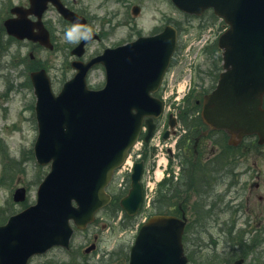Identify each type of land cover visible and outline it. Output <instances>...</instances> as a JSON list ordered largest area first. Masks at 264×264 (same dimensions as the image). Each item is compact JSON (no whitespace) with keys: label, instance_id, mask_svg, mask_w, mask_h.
<instances>
[{"label":"water","instance_id":"95a60500","mask_svg":"<svg viewBox=\"0 0 264 264\" xmlns=\"http://www.w3.org/2000/svg\"><path fill=\"white\" fill-rule=\"evenodd\" d=\"M171 1L190 15L201 16L213 8L230 26L218 40L224 71L215 90L205 96L204 122L211 130H225L232 137L257 134L264 144V0ZM60 10L77 22L75 15ZM139 11L135 7L134 16ZM6 25L10 35L37 40L27 26L13 21ZM38 40L48 44L46 38ZM92 40L85 39L75 53L82 56L85 44ZM177 40V30L167 26L154 36L106 49L89 62H75L77 73L57 95L44 70L32 74L38 125L34 153L39 165L51 164V171L39 186L36 204L0 226V264H28L31 257L52 247L69 248L73 225L86 229L110 203L107 188L139 139L145 118L148 141L155 128L153 118L163 111V102L154 94ZM97 64L105 68L106 84L92 90L87 77ZM143 168V163L136 164L129 194L121 200L131 216L143 201ZM25 199L26 189L16 190L14 200ZM186 225L185 214L150 217L131 248L130 264H187ZM243 263L240 259L233 264Z\"/></svg>","mask_w":264,"mask_h":264},{"label":"rangeland","instance_id":"374dc122","mask_svg":"<svg viewBox=\"0 0 264 264\" xmlns=\"http://www.w3.org/2000/svg\"><path fill=\"white\" fill-rule=\"evenodd\" d=\"M6 1L1 0V7L3 3L6 4ZM81 1L82 11L88 17L89 25L88 28H83L79 32L80 35L86 32V29H93L92 32L100 36L98 41L93 42L89 46L86 58H90L96 53H101L106 48H114L134 41L140 36L152 35L155 27L164 25L166 19L171 18L173 22L177 21V23L181 24L184 36L180 40V56L184 63L188 65L189 57L186 49L190 43L194 40H199L205 34L207 35L205 37L207 39L205 47L212 45L219 38L222 31V20L213 18L211 12L204 19L194 18L188 21L170 0ZM135 5L140 7V13L137 17L132 14V8ZM3 8H5V5ZM0 15H2V12ZM1 25L0 21V40L5 41L7 35ZM76 45L77 41L75 38L70 41L66 38V35L63 38L60 37V40L57 39L56 49L52 53H46L41 49H37L34 52L32 44H24L23 47L18 49L2 44L0 49V224H4L7 220L6 218H9L12 214H16L36 202L39 184L49 171V167L37 165L34 156V144L38 131L35 116L36 97L31 84L30 74L39 68L47 69L54 82V90L57 92L62 82L71 78L75 73L71 67V62L74 59L70 58V50ZM207 49L205 53L203 50L198 51L199 47L193 50L192 62H194L193 57H196L195 69L192 75L194 89L189 106H186L185 101L180 102L182 103L180 107L185 111L195 106L196 99L202 98L207 91H210L207 89H212L213 84L210 86V80L212 79L208 75L216 74L209 72L212 69L211 65L213 62L210 61L206 54ZM31 52H34L37 58L31 59ZM14 53L15 55L12 58ZM203 79H205V84L202 86L204 83ZM104 82V69L97 67L89 77V85L97 88L103 85ZM185 100H187V96ZM169 106H171L172 110L177 107L175 102H172ZM177 131L176 134L167 140L168 147L164 146L163 148L166 154H168L167 150L173 146V141L178 140L180 137L181 130L179 126ZM165 132V129H163L162 138ZM211 140L214 143V139L212 138ZM162 143L166 145L165 141H162ZM200 152H203V150H200ZM210 154L211 151L209 149L205 154V158ZM160 158L158 154L156 161ZM156 161L155 164H153L154 161H151L149 165L151 173L156 171ZM241 162L240 168L244 173L241 184L245 183L247 187L243 186L241 188V195L237 199L230 200L234 196L233 193L227 195L226 202L231 201V203H222V206L225 211L230 208L228 213L225 214L224 212L215 219L211 218L207 223L209 232L205 240L208 244L205 242L203 252L197 256V258H203V261L200 262L207 260L206 248L211 249L210 247L213 243L211 238L219 240L218 238L221 235L219 233L220 226L232 217L238 219L239 226H242V223L248 226L253 224L255 228L261 229L264 233V148L260 150H255L254 148L245 150ZM217 167L220 168L221 166ZM229 180L231 179L225 177L222 179L221 184ZM221 184H216L212 187L213 190L217 187L214 191H219V194H217L219 196L225 194L222 192L225 186L222 189L218 187ZM20 187L27 189V199L24 203H16L13 200L14 192ZM159 187L161 185H156L154 192L148 189L149 197L154 196ZM117 188L114 186L111 189V193ZM238 205H243L242 210L234 214L235 206ZM148 207L146 205L141 211L137 223L149 218L150 210H148ZM190 215L191 213L188 214V216ZM136 227L122 229L119 225V219H100L98 226L91 228L90 234L77 232L72 242L73 253L69 254L64 249L56 248L46 255L35 257L31 264H76L79 260L89 261L91 264H127L125 251H130V247L136 239L138 231ZM227 227L229 226L227 225ZM196 229L201 230L200 227H196ZM92 231H97L96 234H98L97 248L88 253L86 250L95 240V234ZM221 247V244L215 245L216 250ZM259 250L262 251V254H258L259 260L257 264H264V245ZM218 254L221 255V258H224V254L221 251ZM211 258H214L213 264H220V258L216 256L208 257V259Z\"/></svg>","mask_w":264,"mask_h":264},{"label":"trees","instance_id":"16d2710c","mask_svg":"<svg viewBox=\"0 0 264 264\" xmlns=\"http://www.w3.org/2000/svg\"><path fill=\"white\" fill-rule=\"evenodd\" d=\"M206 54L213 64L212 69L209 71L212 74L208 75L212 80H217L219 73L222 70V56L217 43L208 47ZM190 98L188 99L187 106H189ZM189 110V109H188ZM188 110H182L180 112L181 122L183 127L187 131V135L179 141L177 156L183 166L182 175L179 180L166 179L159 188V194L153 203L152 214H177L180 212V206L185 210L188 207L191 208L193 214V220H190L189 225L186 228L184 235L185 251L189 257V264H213L214 258L208 259L209 256H216L220 258V264L231 262L239 258L245 259L247 264H257L259 257L258 254H262L259 250L264 245V233L261 229L250 227L245 223L239 226L238 219L232 217L225 221L220 226L219 240H212V246L209 249L206 248L207 260L203 261V258H197V256L203 252L205 246V237L209 232V226L207 223L211 218L215 219L221 216L225 210L216 211L215 202H224V198L218 196L212 189L216 184H221L223 178L234 179L232 172L230 171V164L237 153L232 145L227 144L222 136H218L217 132L211 133V139H214V144L219 147V154L214 157V160L204 162L199 157H196L193 151V143L201 131L204 129V123L201 118L198 117L197 110L194 107H190L191 112ZM216 136V138H215ZM231 159V160H229ZM206 164V165H204ZM217 166H221L220 168ZM123 194L117 195L116 201L113 203L112 210L114 217L117 218L120 213L119 199ZM195 198V202L190 201ZM241 209L235 210L233 213L237 214ZM232 213V214H233ZM219 219V218H218ZM137 219L130 216H124L121 221V228H132ZM218 221V220H217ZM227 225L229 227H227ZM223 226V227H222ZM200 227L201 230L196 229ZM208 244V243H207ZM221 244L222 247L216 250L215 245ZM224 254V258L218 252ZM124 252V251H123ZM126 252L127 264L129 261V252ZM222 263V264H223ZM124 264V263H122Z\"/></svg>","mask_w":264,"mask_h":264},{"label":"flooded vegetation","instance_id":"af4514ba","mask_svg":"<svg viewBox=\"0 0 264 264\" xmlns=\"http://www.w3.org/2000/svg\"><path fill=\"white\" fill-rule=\"evenodd\" d=\"M55 1H57L64 8L74 12L75 15L86 17L87 25H88L89 20H88V17L82 11V1L81 0H7L6 4L4 3L2 4V7L0 5V13L2 12V15H0L2 29L3 30L5 29L6 23L9 20H21L24 23H26V25L31 26V33L34 37L42 36L41 33H44V34L46 33L47 36L49 37V42H48V46H43L39 42H33L31 40L21 41V40H18L16 38L9 37V36L7 37L5 41L0 40V42L2 44L10 46L11 48H16V49L23 47L24 44H32L33 45L32 48L34 49V52L37 51V49H41L42 51L46 53H52V51L56 49L57 39L60 40V37L63 38L66 35L67 30L71 28L73 25L72 22L68 21L61 15L58 7L55 4ZM0 4H1V0H0ZM4 5H5V8H3ZM39 13L40 14L42 13L41 16L38 15ZM19 24H21V22H19ZM86 28H88V26H86ZM92 31L93 29L91 30L86 29V32H84L82 35H80V33L78 34L76 33L74 35V38L77 41V45L74 46L70 50V58L72 57L74 59L71 62V65L74 61L78 59L76 58L75 55H73L74 50L86 36L92 33ZM1 43H0V49L2 48ZM34 52H31L30 54L31 59H35L36 57ZM14 55L15 53L12 55V58ZM39 70L47 71V69L45 68H39V69L34 70L33 72H36ZM224 136L229 137L228 134H224ZM231 139L232 138L230 137V140L228 141V143L234 144L235 152H238L237 157H235L234 166L232 167L230 166V171L233 173L234 180L223 182L221 185L218 186V187H221V189L225 186V188L222 190V192L225 194L221 195V197H224L225 199H227V195H231L232 193L234 194V196L230 200L234 198L237 199V197H240L241 188L243 186L247 187V184L245 183L241 184L242 176H244V173L240 168L242 164L241 156L245 152L247 145H249L250 147L249 149H252L254 147L256 148V150H258V147H257L258 137L257 136H245L241 139L236 138L235 140H231ZM197 140L198 138L195 140L193 144V149L196 154L199 153L197 152V149L199 147L201 148L203 144L206 143V141L204 142V141L198 140L197 142ZM210 144L211 143L209 142L208 145L210 149H212V151L215 150L213 149L212 145L210 146ZM216 188H214V190H216ZM215 193L219 194V191H216ZM228 203H231V201H228ZM220 209L221 207L215 206L216 211ZM96 232L97 231L93 232L95 234L94 239L95 241H98V234H96ZM92 247L94 249L97 248V244L93 243Z\"/></svg>","mask_w":264,"mask_h":264},{"label":"clouds","instance_id":"9594fccd","mask_svg":"<svg viewBox=\"0 0 264 264\" xmlns=\"http://www.w3.org/2000/svg\"><path fill=\"white\" fill-rule=\"evenodd\" d=\"M84 27H85V26H83V25H81V24H79V23H74V24L72 25V27L69 28V29L67 30V32H66V38H67L68 40H70V41L73 40L74 35H75L76 33L81 32L82 29H83Z\"/></svg>","mask_w":264,"mask_h":264},{"label":"bare ground","instance_id":"6f19581e","mask_svg":"<svg viewBox=\"0 0 264 264\" xmlns=\"http://www.w3.org/2000/svg\"><path fill=\"white\" fill-rule=\"evenodd\" d=\"M184 86H181L180 89L183 90Z\"/></svg>","mask_w":264,"mask_h":264}]
</instances>
